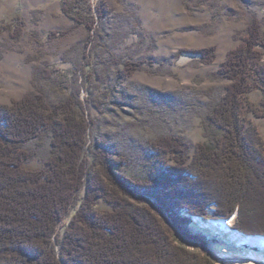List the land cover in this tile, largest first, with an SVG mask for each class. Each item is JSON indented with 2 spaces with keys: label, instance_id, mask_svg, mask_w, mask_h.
<instances>
[{
  "label": "trees",
  "instance_id": "1",
  "mask_svg": "<svg viewBox=\"0 0 264 264\" xmlns=\"http://www.w3.org/2000/svg\"><path fill=\"white\" fill-rule=\"evenodd\" d=\"M260 7L262 19L250 17L243 41L212 74L227 85L201 120L209 145L197 144L190 154L182 139L160 136L152 146L169 162L138 180L123 175L124 160L111 158L104 142L89 139L100 109L87 91L99 53L104 74L121 67L132 76L153 62L122 60L103 46L101 6L60 0L72 25L51 30L47 41L82 27L81 58L66 61L68 70L35 67L33 90L0 105V264H214L190 235L194 217L223 221L237 213L234 231L264 237V141L241 117L244 109L264 119ZM23 28L16 16L0 26V35L18 42ZM193 54L210 64L215 49ZM253 90L260 93L259 105L247 98ZM56 93L65 99L52 103ZM34 161L40 167L32 170ZM98 202L107 209L97 211ZM197 246L202 253L187 251Z\"/></svg>",
  "mask_w": 264,
  "mask_h": 264
},
{
  "label": "rangeland",
  "instance_id": "2",
  "mask_svg": "<svg viewBox=\"0 0 264 264\" xmlns=\"http://www.w3.org/2000/svg\"><path fill=\"white\" fill-rule=\"evenodd\" d=\"M88 1L92 10L97 5L103 8L106 33L103 46L109 52L122 60L153 62L151 67L144 66L146 71H137L132 76L124 75L121 67H110L104 74L97 62L101 53L97 55L87 94L96 99L100 114L94 118L89 139L104 142L111 158L124 160L123 175L138 180L151 178L161 165L169 162L167 155H157L152 146L160 136L182 139L188 144L190 154L197 144L209 145L201 120L208 107L225 94L227 85L212 74L243 41L250 17L262 19L260 6L264 0ZM59 2L0 0V26L12 23L16 16L24 21L18 42L11 41L7 32L0 35V105H10L33 90L35 67L48 63L68 70L71 65L66 61L81 58L87 36L84 28L47 41L51 30L72 25L60 12ZM207 48L215 49L210 64L193 54ZM261 63L264 66V56ZM247 98L259 105L260 93L253 90ZM64 99L62 93L50 96L52 103ZM241 117L264 141V119L244 109ZM39 167L40 163L34 161L28 168ZM96 209L107 207L98 202ZM212 210L208 209V215ZM236 215H232L234 223ZM184 216L187 217L182 213ZM189 230L196 242L204 244L214 264H226L215 257L211 247L214 239L209 241L201 233ZM200 247L187 248V251L202 253Z\"/></svg>",
  "mask_w": 264,
  "mask_h": 264
},
{
  "label": "bare ground",
  "instance_id": "3",
  "mask_svg": "<svg viewBox=\"0 0 264 264\" xmlns=\"http://www.w3.org/2000/svg\"><path fill=\"white\" fill-rule=\"evenodd\" d=\"M190 229L209 241L218 262L226 264H264V237L242 236L232 231L234 216L229 220L201 221L192 218Z\"/></svg>",
  "mask_w": 264,
  "mask_h": 264
}]
</instances>
